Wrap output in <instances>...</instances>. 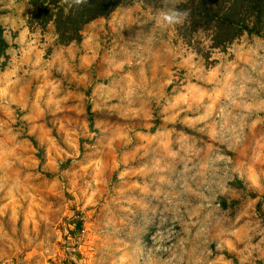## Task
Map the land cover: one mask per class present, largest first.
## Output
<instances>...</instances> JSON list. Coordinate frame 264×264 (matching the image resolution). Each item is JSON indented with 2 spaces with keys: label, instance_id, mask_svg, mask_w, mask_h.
Masks as SVG:
<instances>
[{
  "label": "rangeland",
  "instance_id": "374dc122",
  "mask_svg": "<svg viewBox=\"0 0 264 264\" xmlns=\"http://www.w3.org/2000/svg\"><path fill=\"white\" fill-rule=\"evenodd\" d=\"M28 1L0 0V264H66L77 220L76 264H264V26L219 46L141 0L62 46Z\"/></svg>",
  "mask_w": 264,
  "mask_h": 264
},
{
  "label": "trees",
  "instance_id": "16d2710c",
  "mask_svg": "<svg viewBox=\"0 0 264 264\" xmlns=\"http://www.w3.org/2000/svg\"><path fill=\"white\" fill-rule=\"evenodd\" d=\"M136 1L141 0H29V26L31 30L53 27L58 44L67 46L80 40L84 26ZM177 8L193 30H211L219 46L233 38L228 35L231 31L258 35L264 26V0H183ZM72 226L83 230L80 220Z\"/></svg>",
  "mask_w": 264,
  "mask_h": 264
},
{
  "label": "built area",
  "instance_id": "2783aa9c",
  "mask_svg": "<svg viewBox=\"0 0 264 264\" xmlns=\"http://www.w3.org/2000/svg\"><path fill=\"white\" fill-rule=\"evenodd\" d=\"M84 231L77 230L75 236H67L65 243L62 245L63 255L65 256L66 264H76V259L81 251V237H83Z\"/></svg>",
  "mask_w": 264,
  "mask_h": 264
},
{
  "label": "clouds",
  "instance_id": "9594fccd",
  "mask_svg": "<svg viewBox=\"0 0 264 264\" xmlns=\"http://www.w3.org/2000/svg\"><path fill=\"white\" fill-rule=\"evenodd\" d=\"M185 15V13H180L176 10H170L163 13L161 19L166 25H175L181 23L182 17Z\"/></svg>",
  "mask_w": 264,
  "mask_h": 264
}]
</instances>
